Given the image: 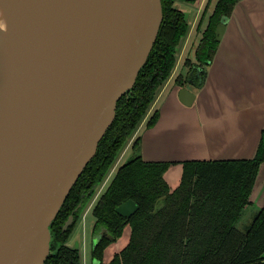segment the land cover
<instances>
[{
  "label": "water",
  "instance_id": "95a60500",
  "mask_svg": "<svg viewBox=\"0 0 264 264\" xmlns=\"http://www.w3.org/2000/svg\"><path fill=\"white\" fill-rule=\"evenodd\" d=\"M3 1L15 50L0 32V264H44L51 223L145 64L162 4ZM177 96L187 106L195 99L185 85ZM137 209L132 199L115 207L125 217Z\"/></svg>",
  "mask_w": 264,
  "mask_h": 264
},
{
  "label": "trees",
  "instance_id": "16d2710c",
  "mask_svg": "<svg viewBox=\"0 0 264 264\" xmlns=\"http://www.w3.org/2000/svg\"><path fill=\"white\" fill-rule=\"evenodd\" d=\"M163 1L162 22L145 64L131 90L118 99L113 122L51 223V252L44 264H79L75 248L55 242L60 236L54 227L56 219L76 184L94 164L99 166L97 178H101L108 163L118 156L148 114L160 87L174 69L173 52L184 23L181 14L172 24L164 19ZM229 2L232 5L233 1L223 0L225 7ZM212 53L213 50L200 48L197 55L210 59ZM208 63L197 62L189 70H205ZM201 74L195 75V88L203 83V71ZM177 80L182 86L184 81L180 77ZM156 117L155 110L145 125H153ZM138 141L139 137L132 141L134 150L138 149ZM263 161L264 129L252 158L184 161L179 184L171 190L163 178L170 162L145 161L134 153L119 165L93 206L94 230L99 233V240L92 257L99 264H247L263 258L264 206L249 225L242 229L235 225L250 203L248 197ZM129 198L139 206L125 220L115 207ZM125 225L130 229L127 243L103 261L104 250L122 235Z\"/></svg>",
  "mask_w": 264,
  "mask_h": 264
},
{
  "label": "crops",
  "instance_id": "0c3cea01",
  "mask_svg": "<svg viewBox=\"0 0 264 264\" xmlns=\"http://www.w3.org/2000/svg\"><path fill=\"white\" fill-rule=\"evenodd\" d=\"M180 64L175 63L133 135V140L139 137L143 160L170 162L164 178L172 186L180 181L184 161L255 154L264 129V0L236 3L204 83L188 86L195 94L189 106L180 102V86L171 81ZM155 110L156 121L147 127ZM257 173L249 200L254 208L264 205V161Z\"/></svg>",
  "mask_w": 264,
  "mask_h": 264
},
{
  "label": "flooded vegetation",
  "instance_id": "af4514ba",
  "mask_svg": "<svg viewBox=\"0 0 264 264\" xmlns=\"http://www.w3.org/2000/svg\"><path fill=\"white\" fill-rule=\"evenodd\" d=\"M231 1H233L232 5L229 2L231 7L228 5L229 3H227V5L225 7V5L223 4V0H215V2L212 5H210L211 0H164L163 1L164 10H165L164 19L166 21H168L170 24H172L174 21L179 19V14H181L182 21L184 23V27L182 29L183 31L179 35L178 42H177L175 49H174V52H173V55L175 58V63L181 62V64H180L181 68L175 74L173 81H172L173 83L177 84V81H178L177 79L180 77L181 81H184L183 85L194 87L193 83L196 81V77H197L195 75L198 74V76L200 77L202 75L201 74L202 71H203V75H204V80H203V83H204L205 78H206V68L210 64V62H212V60H213L214 54L217 50V47L219 45V42H220L221 37L223 35V32H224V30L227 26V23L230 19V15L232 13V10L234 9L236 3L239 0H231ZM185 2H187L189 5L187 7L190 8V10H192L194 12L193 17L190 21L186 17V13L182 9L183 7L180 8L178 6V3H179V5H181ZM219 23L224 24V29H223V32H222L221 36L219 37V39H217L218 35L216 34V28H217ZM194 40H196V43H194ZM192 43L194 44L193 45L194 46V53H193L194 57H188V54L190 52V48L192 47ZM178 47H179V49H178ZM200 48H203L204 51L205 50H213L211 58L210 59H200L197 55V52L199 51ZM197 62H209V63L205 66V70H201V68L196 69L195 71L193 70L194 72L191 69L189 70V67L193 64H196ZM172 73H173V70L171 72V75H172ZM171 75L169 77H171ZM189 81H191L192 84H189L188 83ZM137 128L135 129L134 133L136 132ZM130 138L127 139V141L125 142V144L121 148L122 154L121 153L118 154V156L115 159L111 160V162L108 163V165L106 166V169L104 170L101 178L100 177L97 178V172H98L99 166L97 164H94L90 173L86 174L78 182V184H76V186L74 187V191L72 193V196L68 199L65 206L63 207L62 212L60 213V216L58 217V220L56 219V223H55L54 227H55V229H58V233H60L59 238L55 240V242L57 244H59L61 246L66 245L68 247H71V246L66 244V241H68V239L70 238L69 236H71V234L73 233V230H74L76 224L84 216L87 209L90 207V204L93 202V204L91 205V212H92V209H93V206H94L96 200L98 199L100 194L105 190V188L107 187V185L109 184V182L113 178V176H114L117 168L119 167V165L124 163L129 158V157H127L126 159H125V157L123 158V154L125 153L126 149L129 148L128 151L131 152L130 157L134 153H138L137 150H134L132 148V146H131L132 142H128V140ZM128 151H127V153H128ZM163 178H164V175H163ZM164 180H165V178H164ZM166 183H167V181H166ZM168 186L172 190L177 185L175 187H171L168 184ZM129 199H131V198H129ZM263 206H261L260 208H254L250 205V203H248L243 208V211H242L240 217L244 214H248L250 216V221H249V223L243 225L242 227H238L237 223H238V220L240 219V217H239L235 223L236 227L239 229H242L243 227L249 225L253 216ZM133 214L134 213H132L129 217L121 216L120 214L119 215L122 218H124L125 220H127ZM92 215H93V213H92ZM69 218H71L69 223L67 224L66 228L63 229L64 224L66 223V221ZM94 222H95V218H94ZM94 222L92 225L91 232H92V237L96 236V238L94 239L95 242L91 247V252H90V256H89V258H90L89 264H99V261L92 257L93 248L96 246V244L98 243V240H99V233L95 232V230H94ZM126 227L130 233L129 226L125 225L124 228H126ZM55 234H57V232ZM63 235H64V237H61ZM71 248H74V247H71ZM75 249L77 250L78 255H79V257H78L79 264H83L84 259L83 260L81 259L82 258L81 253L79 252L78 248H75ZM103 254H104V252H103ZM102 260L105 261L103 256H102ZM247 264H264V257L261 259L252 261L250 263H247Z\"/></svg>",
  "mask_w": 264,
  "mask_h": 264
},
{
  "label": "rangeland",
  "instance_id": "374dc122",
  "mask_svg": "<svg viewBox=\"0 0 264 264\" xmlns=\"http://www.w3.org/2000/svg\"><path fill=\"white\" fill-rule=\"evenodd\" d=\"M214 2H215V0H211L210 5H212ZM178 6L180 8L183 7L182 9L185 11L186 17L190 21L193 17L194 12L192 10H190V8L187 7V6H189L188 3L185 2L181 5H179V3H178ZM194 43H196V40H194ZM193 45L194 44L192 43V47L190 48V52L188 54V57H194L193 56V53H194V46ZM178 49H179V47H178ZM180 68L181 67L177 68V71L175 72V74L180 70ZM175 74L172 76L171 81L173 80ZM133 135L128 140V142H131L133 140V138H134ZM121 151L122 150H120L119 154L121 153ZM130 155H131V152L128 151V153H127V151H126L123 154V158L125 157V159H126L127 157H130ZM170 186L175 187V185L174 186L170 185ZM92 204H93V202L90 204V207L87 209L84 216L76 224V226L73 230V233L71 232L72 234H71V236H69L70 238L68 239V241H66L67 245L74 247V248H78L79 252L82 255L81 259L82 260L84 259L83 264H89V261H90L89 256H90V252H91V247L95 242L94 239L96 238V236L92 237V232H91L92 225L94 222V216L92 215V212H91V205ZM249 221H250V216L248 214H244L238 220L237 226L242 227L243 225L249 223ZM128 236H129V230L126 227V228H124L122 235L115 242L111 243L105 249L104 254H103L104 260H108L115 252L119 251L127 243Z\"/></svg>",
  "mask_w": 264,
  "mask_h": 264
},
{
  "label": "bare ground",
  "instance_id": "6f19581e",
  "mask_svg": "<svg viewBox=\"0 0 264 264\" xmlns=\"http://www.w3.org/2000/svg\"><path fill=\"white\" fill-rule=\"evenodd\" d=\"M0 32L6 43L8 51L11 55H13L15 50V44L13 42L15 31L11 25V17L8 13L7 6L3 0H0Z\"/></svg>",
  "mask_w": 264,
  "mask_h": 264
}]
</instances>
